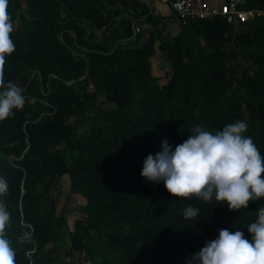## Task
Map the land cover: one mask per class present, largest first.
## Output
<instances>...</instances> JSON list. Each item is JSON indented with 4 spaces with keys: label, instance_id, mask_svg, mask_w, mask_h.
Masks as SVG:
<instances>
[{
    "label": "trees",
    "instance_id": "obj_1",
    "mask_svg": "<svg viewBox=\"0 0 264 264\" xmlns=\"http://www.w3.org/2000/svg\"><path fill=\"white\" fill-rule=\"evenodd\" d=\"M246 8L264 11V0ZM7 10L15 51L5 80L20 87L34 75L23 109L0 121V177L9 185L0 199L16 264L76 254L94 264H186L220 229L251 239L246 226L264 199L229 211L176 198L140 173L162 141L175 148L198 124L216 131L243 120L264 155V15L241 24L148 17L164 30L180 25L165 39L163 30L135 34L134 21L150 10L139 0H8ZM229 44L236 50L226 52ZM164 55L170 72L161 82L154 70ZM88 83L93 91L80 95ZM99 96L110 106L94 113ZM65 177L81 204L74 229L67 202L60 208L53 195ZM188 205L200 210L195 220L183 217Z\"/></svg>",
    "mask_w": 264,
    "mask_h": 264
},
{
    "label": "clouds",
    "instance_id": "obj_2",
    "mask_svg": "<svg viewBox=\"0 0 264 264\" xmlns=\"http://www.w3.org/2000/svg\"><path fill=\"white\" fill-rule=\"evenodd\" d=\"M8 0H0V121L23 109V90L5 80L6 58L15 51L10 38L15 31L8 12ZM248 124L243 120L216 131L196 125L186 140L173 148L166 140L162 150L148 154L140 175L150 183L163 182L176 198L195 197L204 203H226L229 211L247 209L252 201L264 199V155L251 136L245 135ZM8 182L0 177V197L8 194ZM199 208L183 209L185 220H195ZM11 213L0 199V264H16L15 250L7 238ZM249 240L241 230L220 229L218 236L206 241L186 264H264V205L254 222L246 226Z\"/></svg>",
    "mask_w": 264,
    "mask_h": 264
},
{
    "label": "rangeland",
    "instance_id": "obj_3",
    "mask_svg": "<svg viewBox=\"0 0 264 264\" xmlns=\"http://www.w3.org/2000/svg\"><path fill=\"white\" fill-rule=\"evenodd\" d=\"M219 2H221V5L225 2L224 0H217ZM163 15L164 16H174L175 18V13L173 11H171L170 9L163 7L161 8ZM173 18V19H174ZM172 23V22H171ZM169 22V24L167 25V27L164 30L163 24L162 23H151L150 20H147L145 22H143V25L140 26V28L144 31V30H163V36L165 39H169L174 37L175 35H177L180 30L181 27L178 23H174L173 25ZM226 52H233L235 51V47L233 45H227L225 47ZM155 74L159 77V81L163 82L167 79V76L170 72V64L169 62L166 60L165 55L161 57V64L159 67H155ZM34 75H26L25 79L21 82L20 88L23 90V92L26 90L27 88V83L29 81V79H31ZM38 81V78H37ZM238 85L236 84V87ZM93 91V86L91 83L82 85L78 87V92L80 95L84 94L85 92H92ZM28 98H25V101ZM110 106V104L106 103L104 101V97L103 96H99L96 102V105L93 109L94 113L99 112L100 110H103L105 108H108ZM74 121V119H73ZM70 181L68 177L62 178L60 180H58V182L56 183L54 189H53V195L58 199V205L59 207H63L64 204L67 202L68 205V216H69V224L70 227L72 229H74L75 226V220L77 215L80 213V209L79 207L81 206L79 200L77 197H70ZM58 264H94L91 261L88 260H84L81 259L79 257L78 254H76L75 256L72 257H64L62 258L61 262Z\"/></svg>",
    "mask_w": 264,
    "mask_h": 264
},
{
    "label": "built area",
    "instance_id": "obj_4",
    "mask_svg": "<svg viewBox=\"0 0 264 264\" xmlns=\"http://www.w3.org/2000/svg\"><path fill=\"white\" fill-rule=\"evenodd\" d=\"M250 0H225L220 6L211 5L208 0H159V2L173 11L180 20L208 21L224 18L232 23H248L257 16L264 15L262 10L247 9ZM148 17L162 18L163 13L151 6L148 14L134 21L135 34L139 33L140 25Z\"/></svg>",
    "mask_w": 264,
    "mask_h": 264
},
{
    "label": "crops",
    "instance_id": "obj_5",
    "mask_svg": "<svg viewBox=\"0 0 264 264\" xmlns=\"http://www.w3.org/2000/svg\"><path fill=\"white\" fill-rule=\"evenodd\" d=\"M141 3L143 4H146V5H149L150 7L153 6L157 9H159L161 12V8L163 7H166V6H163L159 0H139ZM225 1V0H224ZM208 2L211 4V5H214V6H220L221 5V2L217 1V0H208ZM167 8V7H166ZM163 13V12H162ZM164 16V15H163ZM174 23L172 22L170 25H173Z\"/></svg>",
    "mask_w": 264,
    "mask_h": 264
}]
</instances>
